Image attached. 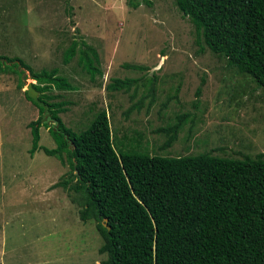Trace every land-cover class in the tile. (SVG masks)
Wrapping results in <instances>:
<instances>
[{
    "label": "rangeland",
    "instance_id": "374dc122",
    "mask_svg": "<svg viewBox=\"0 0 264 264\" xmlns=\"http://www.w3.org/2000/svg\"><path fill=\"white\" fill-rule=\"evenodd\" d=\"M148 2L133 8L126 0H0V55L17 56L34 71L56 67L73 86L50 90L60 95L56 101H68L62 121L80 131L106 110L117 151L264 153V89L203 42L200 49L174 0ZM73 41L76 54L65 64ZM83 43L99 56L102 74L94 80L78 63ZM16 69L24 71L21 88L17 74H0V264H100L106 254L98 251L103 239L95 222H83L68 191L53 187L70 176L68 164L42 150L29 154L28 123L39 110L24 91L36 80L25 67ZM113 77L130 79L129 89L107 90ZM178 115L185 120L164 147L168 136L158 129ZM40 135L41 145L55 147L44 126Z\"/></svg>",
    "mask_w": 264,
    "mask_h": 264
},
{
    "label": "trees",
    "instance_id": "16d2710c",
    "mask_svg": "<svg viewBox=\"0 0 264 264\" xmlns=\"http://www.w3.org/2000/svg\"><path fill=\"white\" fill-rule=\"evenodd\" d=\"M126 1L133 8L150 4ZM174 2L193 24L200 49L204 43L264 89V0ZM76 45L73 41L64 52L65 64L76 54ZM78 63L92 80L102 74L92 45H81ZM19 65L30 71L39 99L57 122L55 129L42 122L43 107L24 91L39 110L37 119L28 123L29 154L42 150L68 164L70 176L53 187L68 191L83 222H95L103 239L98 251L106 254L100 264H264V153L229 158L207 153L172 157L136 148L117 151L106 110L97 111L86 128L75 131L60 116L68 101H56L60 95L50 92L72 90L67 77L56 67L34 71L17 56L0 55V74H17L18 88L24 72L16 69ZM129 81L113 77L106 89L128 90ZM184 120L178 115L173 125L158 129L167 133L164 147L175 141ZM42 126L55 147L39 143Z\"/></svg>",
    "mask_w": 264,
    "mask_h": 264
},
{
    "label": "water",
    "instance_id": "95a60500",
    "mask_svg": "<svg viewBox=\"0 0 264 264\" xmlns=\"http://www.w3.org/2000/svg\"><path fill=\"white\" fill-rule=\"evenodd\" d=\"M25 91H26V95L28 97H30L33 102H35L38 105L43 107V112H42V115H41V121L42 122H46L47 124L53 125L54 129H55L57 127V122H56L55 119L50 118V113L48 111V107L42 100L39 99V92L33 87V83L32 82H29L26 85ZM104 221L106 222L107 219L104 218ZM104 225L107 226L106 223H104Z\"/></svg>",
    "mask_w": 264,
    "mask_h": 264
}]
</instances>
